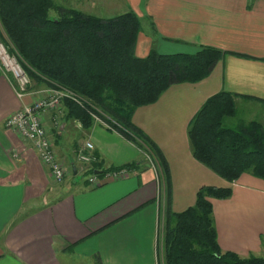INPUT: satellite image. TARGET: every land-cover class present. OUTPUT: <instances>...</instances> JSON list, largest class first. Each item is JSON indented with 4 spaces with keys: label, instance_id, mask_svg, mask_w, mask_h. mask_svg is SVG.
Segmentation results:
<instances>
[{
    "label": "crops",
    "instance_id": "0c3cea01",
    "mask_svg": "<svg viewBox=\"0 0 264 264\" xmlns=\"http://www.w3.org/2000/svg\"><path fill=\"white\" fill-rule=\"evenodd\" d=\"M129 11L141 22L138 58L151 49L225 53L207 78L170 86L155 103L135 109L131 122L168 164L172 212L192 207L201 187L231 188L227 199H208L218 245L241 258H264V181L250 174L225 181L195 160L187 135L203 104L221 92L238 95L236 116L247 114L238 121L264 124V0H93L92 13L82 12L110 18ZM50 89L32 82L19 98L12 76L0 67V264H72L74 258L85 264H163L165 185L144 150L97 121L84 129L66 118L61 104L42 121L68 170L57 184L31 143L5 127L7 118ZM86 143L92 148L85 153L96 159L89 164L76 156ZM129 164L124 177L98 187L88 183L91 175Z\"/></svg>",
    "mask_w": 264,
    "mask_h": 264
},
{
    "label": "trees",
    "instance_id": "16d2710c",
    "mask_svg": "<svg viewBox=\"0 0 264 264\" xmlns=\"http://www.w3.org/2000/svg\"><path fill=\"white\" fill-rule=\"evenodd\" d=\"M51 11L56 16H50ZM0 27V38L17 51L31 83L73 95L74 99L62 100L66 118L88 129L93 114L108 117L154 160L166 194L160 232L163 264H264V258H241L218 245L208 199H227L231 188L201 187L192 207L172 212L168 164L158 147L131 122L135 109L155 103L170 86L207 78L224 52L202 47L194 54H160L151 49L145 58H138L134 47L141 22L135 13L100 18L63 8L53 0H0ZM236 97L221 92L203 104L188 126L191 152L229 183L243 174L264 181V124L225 126L226 118L236 116Z\"/></svg>",
    "mask_w": 264,
    "mask_h": 264
},
{
    "label": "built area",
    "instance_id": "2783aa9c",
    "mask_svg": "<svg viewBox=\"0 0 264 264\" xmlns=\"http://www.w3.org/2000/svg\"><path fill=\"white\" fill-rule=\"evenodd\" d=\"M0 67L4 72L12 76L17 88L16 94L19 98H22L27 93V89L31 85V80L22 66L17 51L10 49L1 38ZM65 97H71L74 99L71 93L51 88L46 97L35 100L32 104L25 106L22 110L7 118L5 122V127L7 129L13 131L22 140L31 143L41 164L47 168L52 180L57 184L64 181L68 175V170L58 159L48 129L43 125L42 121L43 115L46 112L59 110L62 100ZM92 117L94 121L99 122L105 129L115 131L112 122L109 121V119H103L95 114H93ZM91 148V144L86 143L84 147L77 152V160L83 164L94 162L96 160L95 157L89 156L85 153V150ZM126 174L127 169L125 168L107 170L104 171L101 176H89L88 183L92 187H98L102 185L105 180H116L126 176Z\"/></svg>",
    "mask_w": 264,
    "mask_h": 264
},
{
    "label": "rangeland",
    "instance_id": "374dc122",
    "mask_svg": "<svg viewBox=\"0 0 264 264\" xmlns=\"http://www.w3.org/2000/svg\"><path fill=\"white\" fill-rule=\"evenodd\" d=\"M53 1L55 2V4H57L58 6H61L63 8L76 9V10H80V11L82 10V11H85V12H88V13H92L91 12V5L93 3V0H53ZM50 16L54 17V16H56V13L51 11L50 12ZM2 34L3 33H2V30H1V27H0V35H2ZM242 117L243 118L247 117V114L243 113L241 115L239 114L236 117L226 118L225 119V126L229 127V128H236L239 124L243 123L241 121H238V120H242ZM105 118L109 119V121L112 122V125H113L115 131L119 132V130H118V128H120L119 125L116 124L114 121L110 120V118L104 117L103 119H105ZM246 119H248V118H246ZM145 153L154 163V160L147 154V152H145ZM150 159L147 158V161H149ZM72 264H85V263L84 262H80V261L76 260V258H74V263H72Z\"/></svg>",
    "mask_w": 264,
    "mask_h": 264
},
{
    "label": "water",
    "instance_id": "95a60500",
    "mask_svg": "<svg viewBox=\"0 0 264 264\" xmlns=\"http://www.w3.org/2000/svg\"><path fill=\"white\" fill-rule=\"evenodd\" d=\"M95 173L98 174V173H100V172H99V171H96Z\"/></svg>",
    "mask_w": 264,
    "mask_h": 264
}]
</instances>
